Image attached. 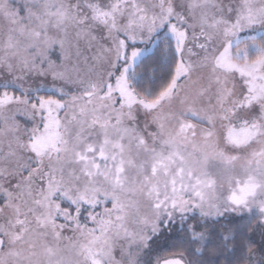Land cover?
<instances>
[{"label": "snow or ice", "instance_id": "6c2138e0", "mask_svg": "<svg viewBox=\"0 0 264 264\" xmlns=\"http://www.w3.org/2000/svg\"><path fill=\"white\" fill-rule=\"evenodd\" d=\"M0 264H264V0H0Z\"/></svg>", "mask_w": 264, "mask_h": 264}]
</instances>
